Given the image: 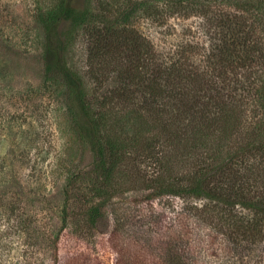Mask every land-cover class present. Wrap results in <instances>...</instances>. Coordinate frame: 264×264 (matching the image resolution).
<instances>
[{
  "label": "trees",
  "instance_id": "obj_1",
  "mask_svg": "<svg viewBox=\"0 0 264 264\" xmlns=\"http://www.w3.org/2000/svg\"><path fill=\"white\" fill-rule=\"evenodd\" d=\"M72 3L58 0L36 15L40 87L59 86L53 92L74 144L91 155V170L70 174L66 185L87 180L94 189L63 193L60 233L107 222L116 232L114 201L129 193L114 189L117 173L134 164L143 184L129 193L135 202L180 197L183 219L208 225L230 244L264 242V0H105L94 9ZM97 15L104 23L90 34L100 70L91 77L109 84L93 96L67 67L57 28L65 18L83 24ZM178 18L193 31L173 47L159 48L136 27ZM123 113L139 125L126 139L108 126Z\"/></svg>",
  "mask_w": 264,
  "mask_h": 264
},
{
  "label": "rangeland",
  "instance_id": "obj_2",
  "mask_svg": "<svg viewBox=\"0 0 264 264\" xmlns=\"http://www.w3.org/2000/svg\"><path fill=\"white\" fill-rule=\"evenodd\" d=\"M56 1L0 0V264H264V242L230 244L208 225L183 219L180 197L135 202L130 192L143 184L134 164L117 173L114 189L130 195L114 201L116 232L115 223L107 222L96 229L76 224L60 233L63 193L94 186L86 180L67 187L70 174L91 170V155L74 144L64 107L53 92L59 86L40 87L36 15ZM104 1L72 4L94 9ZM99 17L83 24L65 18L57 28L67 67L93 96L109 84L91 77L100 70L99 44L90 34L104 23ZM186 25L192 24L178 18L160 28L147 21L136 27L159 48H168L183 41V32L193 31ZM117 116L108 126L120 138L139 128L127 114ZM177 167L183 173V162Z\"/></svg>",
  "mask_w": 264,
  "mask_h": 264
}]
</instances>
